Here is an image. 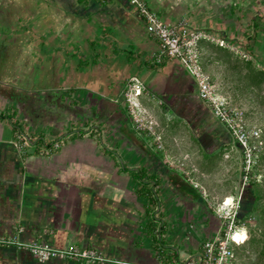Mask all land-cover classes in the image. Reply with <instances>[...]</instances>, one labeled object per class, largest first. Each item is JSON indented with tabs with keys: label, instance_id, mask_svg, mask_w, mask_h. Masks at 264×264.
I'll return each mask as SVG.
<instances>
[{
	"label": "crops",
	"instance_id": "1",
	"mask_svg": "<svg viewBox=\"0 0 264 264\" xmlns=\"http://www.w3.org/2000/svg\"><path fill=\"white\" fill-rule=\"evenodd\" d=\"M144 1L166 23L248 43L264 70V0ZM133 79L163 149L135 128ZM22 134L31 145L18 148ZM184 137L198 159L181 150ZM231 142L129 0H0V239L93 247L107 264L185 259L219 228L198 180L229 178ZM0 264L93 263L40 262L0 243Z\"/></svg>",
	"mask_w": 264,
	"mask_h": 264
},
{
	"label": "built area",
	"instance_id": "2",
	"mask_svg": "<svg viewBox=\"0 0 264 264\" xmlns=\"http://www.w3.org/2000/svg\"><path fill=\"white\" fill-rule=\"evenodd\" d=\"M129 1L139 9L145 19L148 32L159 39L162 55L180 61L192 75L200 98L206 103L214 117L224 124L233 142L242 152L238 197H233L231 204L227 203V197L216 207L210 204L221 221L216 234L203 243L202 250L198 253L185 259H173L160 264H241L244 253L250 254V250H246V246L251 238L249 226L246 220L240 216L241 205L245 190L256 177L260 176L256 173V169L264 155L263 131L256 124H249L246 116L237 108L230 107L226 97L216 91L210 76L204 72L202 66V44L206 41L227 49L240 58L251 60L252 53L249 45L241 40L227 39L224 35L212 30L191 26L185 19L177 23H166L148 7L144 0ZM143 90L142 83L138 79H133L125 92L126 101L135 128L138 131H146L155 135L154 123L142 112L138 100V96ZM155 140L158 142L160 137H155ZM16 145L18 148L30 146L31 138L22 134ZM60 145V142L54 144L55 148ZM158 147L161 148V145L159 144ZM0 243L25 248L40 262L52 259L84 261L93 264L109 262L102 250L76 244L56 248L42 242L25 243L16 236L0 239ZM243 251L244 253H242Z\"/></svg>",
	"mask_w": 264,
	"mask_h": 264
},
{
	"label": "rangeland",
	"instance_id": "3",
	"mask_svg": "<svg viewBox=\"0 0 264 264\" xmlns=\"http://www.w3.org/2000/svg\"><path fill=\"white\" fill-rule=\"evenodd\" d=\"M209 45L211 47H209L208 53L205 54V56L204 54L202 55L204 72L210 76L212 83L215 85L216 91L220 95L226 97L230 107L237 108L242 112L246 116L249 124H256L262 129L264 138V82L260 84L252 82L249 76V71L245 69L243 64H241L245 62L243 58H240L234 53H226V51L228 52L229 50L222 49L214 44L209 43ZM236 63H239L241 66H239V68L235 67ZM138 100L141 102V107H143L144 104L142 103L141 97H138ZM153 130L156 134L151 136L154 139L155 137H160L158 142L154 140L156 146L160 144L163 149V134L159 127H157L156 123L153 124ZM192 147L190 149L187 144V139L184 137L180 144L181 150L184 152H190V159L196 160L198 159V153L195 152V147L193 149ZM226 150L230 152L231 156L230 159L226 160V163L231 164L232 166V172L229 178H222L221 181H217L216 178L215 180L209 178L206 183L198 180L200 189H206L203 191L204 195L208 198V203L214 207L220 204L225 196L231 195L232 197H236L237 185L240 181L241 149L235 144V142H231ZM222 154L223 150H220L216 154L217 157L214 155L217 163L220 159H223ZM207 156H209L208 153H204V157ZM205 167L212 169L213 164ZM256 173L260 174V176L256 177L251 184H259L258 186L261 188L260 198L255 203H246L247 207L253 209L247 213L244 220H246L249 226L252 238L264 239V155L259 163L258 169H256ZM215 196H218V198L215 199ZM211 221L218 223V225H220L221 222L215 215H212ZM260 248L261 244L259 242L249 243L248 247L246 246V250H250V254L244 253V251L242 252L244 253V256L241 264H264L263 260H259Z\"/></svg>",
	"mask_w": 264,
	"mask_h": 264
},
{
	"label": "trees",
	"instance_id": "4",
	"mask_svg": "<svg viewBox=\"0 0 264 264\" xmlns=\"http://www.w3.org/2000/svg\"><path fill=\"white\" fill-rule=\"evenodd\" d=\"M221 48V47H220ZM243 66H245V69L249 71V76L252 80L253 83H257L260 84L262 82H264V70L263 69H259L257 67L254 66V64L251 62V60H245ZM241 66L239 63H236L235 67ZM258 183H254V184H250V186L247 188L244 198L242 200V205H241V213L240 216L242 218H245V216L247 215V213L250 212V210H252L251 208L246 206V203H255L257 202V200H259L260 198V193H261V188H259ZM247 207V210H246ZM246 210V211H245ZM251 242H259L261 244V248L259 249V260H263L264 261V239H256L254 238H250L247 247L249 245V243ZM259 262V261H258Z\"/></svg>",
	"mask_w": 264,
	"mask_h": 264
},
{
	"label": "bare ground",
	"instance_id": "5",
	"mask_svg": "<svg viewBox=\"0 0 264 264\" xmlns=\"http://www.w3.org/2000/svg\"><path fill=\"white\" fill-rule=\"evenodd\" d=\"M227 197V203L228 204H231L232 201H233V197L230 195V196H226Z\"/></svg>",
	"mask_w": 264,
	"mask_h": 264
},
{
	"label": "water",
	"instance_id": "6",
	"mask_svg": "<svg viewBox=\"0 0 264 264\" xmlns=\"http://www.w3.org/2000/svg\"><path fill=\"white\" fill-rule=\"evenodd\" d=\"M238 185H239V182H238ZM237 185V193H236V197L238 195V190H239V186Z\"/></svg>",
	"mask_w": 264,
	"mask_h": 264
},
{
	"label": "flooded vegetation",
	"instance_id": "7",
	"mask_svg": "<svg viewBox=\"0 0 264 264\" xmlns=\"http://www.w3.org/2000/svg\"><path fill=\"white\" fill-rule=\"evenodd\" d=\"M211 111V110H210ZM214 116V115H213Z\"/></svg>",
	"mask_w": 264,
	"mask_h": 264
}]
</instances>
